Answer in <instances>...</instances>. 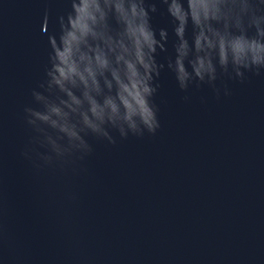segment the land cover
Wrapping results in <instances>:
<instances>
[{
  "label": "water",
  "instance_id": "1",
  "mask_svg": "<svg viewBox=\"0 0 264 264\" xmlns=\"http://www.w3.org/2000/svg\"><path fill=\"white\" fill-rule=\"evenodd\" d=\"M146 2L168 30L150 98L159 127L109 129L114 143L82 134L91 151L58 156L33 143L24 109L40 108L48 34L70 5L0 0V264H264V69L180 89L170 18Z\"/></svg>",
  "mask_w": 264,
  "mask_h": 264
},
{
  "label": "clouds",
  "instance_id": "2",
  "mask_svg": "<svg viewBox=\"0 0 264 264\" xmlns=\"http://www.w3.org/2000/svg\"><path fill=\"white\" fill-rule=\"evenodd\" d=\"M70 10L57 16L59 32L48 34L51 49L46 80L33 90L39 109L25 108L37 133L33 143H47L58 156L67 144L91 151L83 135L114 143L120 137L154 133L159 127L150 98L164 64L157 49L167 51L168 30L154 29L146 0H68ZM175 36L174 59L167 67L180 89L193 80L212 84L220 75L242 78L264 69V0H159ZM45 10L42 24L48 25ZM191 28L190 39L186 32ZM158 36V38H157ZM185 60L191 67L186 70ZM229 68L231 71H229ZM83 134V135H82ZM55 137V139H53ZM38 155V153H36Z\"/></svg>",
  "mask_w": 264,
  "mask_h": 264
}]
</instances>
